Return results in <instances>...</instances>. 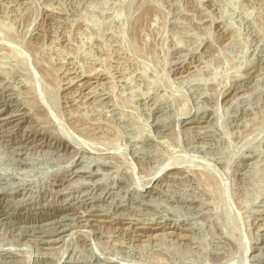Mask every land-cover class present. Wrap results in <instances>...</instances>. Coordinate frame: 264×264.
<instances>
[{"label":"rangeland","instance_id":"374dc122","mask_svg":"<svg viewBox=\"0 0 264 264\" xmlns=\"http://www.w3.org/2000/svg\"><path fill=\"white\" fill-rule=\"evenodd\" d=\"M0 264H264V0H0Z\"/></svg>","mask_w":264,"mask_h":264}]
</instances>
